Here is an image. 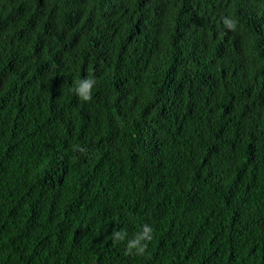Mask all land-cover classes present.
Segmentation results:
<instances>
[{
    "label": "trees",
    "instance_id": "1",
    "mask_svg": "<svg viewBox=\"0 0 264 264\" xmlns=\"http://www.w3.org/2000/svg\"><path fill=\"white\" fill-rule=\"evenodd\" d=\"M0 264H264V0H0Z\"/></svg>",
    "mask_w": 264,
    "mask_h": 264
},
{
    "label": "clouds",
    "instance_id": "2",
    "mask_svg": "<svg viewBox=\"0 0 264 264\" xmlns=\"http://www.w3.org/2000/svg\"><path fill=\"white\" fill-rule=\"evenodd\" d=\"M225 26L230 30H235L237 27V22L231 18H224ZM96 85L94 78L82 79L79 81L78 85L74 89L75 94L83 101H90L92 99L93 89ZM77 150L84 152L85 149L77 147ZM152 228L149 226H144L143 230L138 233L133 239L129 240L127 247L129 250L136 249L138 253H143L146 247V242L152 239ZM115 241H124L127 237L125 231L115 232L113 234ZM144 242V243H142Z\"/></svg>",
    "mask_w": 264,
    "mask_h": 264
}]
</instances>
